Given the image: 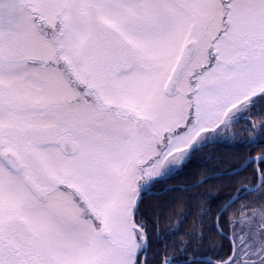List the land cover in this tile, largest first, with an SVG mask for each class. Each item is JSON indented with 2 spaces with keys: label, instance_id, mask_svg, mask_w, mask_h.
<instances>
[{
  "label": "snow or ice",
  "instance_id": "6c2138e0",
  "mask_svg": "<svg viewBox=\"0 0 264 264\" xmlns=\"http://www.w3.org/2000/svg\"><path fill=\"white\" fill-rule=\"evenodd\" d=\"M262 141L264 0H0V264H264ZM237 142L242 187L161 232L146 201Z\"/></svg>",
  "mask_w": 264,
  "mask_h": 264
},
{
  "label": "trees",
  "instance_id": "16d2710c",
  "mask_svg": "<svg viewBox=\"0 0 264 264\" xmlns=\"http://www.w3.org/2000/svg\"><path fill=\"white\" fill-rule=\"evenodd\" d=\"M241 127L244 126L241 122ZM261 146L264 147V141L261 142ZM260 148H245L242 143L237 142L230 145L223 143L209 144L196 158L190 163V165L184 170L183 174L173 177L166 182L167 186H182L185 184H191L194 180H199L201 177L213 172H222L221 175L212 176L211 178H205L206 183H203L198 188H189L188 193L182 191L162 193L159 196H152L147 201L152 209L158 212L160 216L159 229L161 232L175 230L179 234L191 233L194 230H199L200 215L197 212V205L204 203V197L199 196V193L211 192L215 195L216 191L220 187H224V192L221 194V198L232 194L233 189L242 187L238 184L239 176L226 175V171L239 166L244 158L248 154H257ZM251 169L240 172V176L250 175ZM204 179V180H205ZM165 185H158L156 190L163 188ZM187 195L188 199L181 203L180 197ZM247 200L255 201L256 194L248 195ZM244 201H241L243 203ZM215 202H213L214 204ZM260 202H257L259 204ZM210 206V205H205ZM239 204L234 208H239ZM211 220L205 217L203 220V229L205 237L211 236L213 242L219 243L223 240L222 236L216 234L213 229L209 233V225ZM170 239L177 242L181 239V235L173 234ZM225 245L227 241H224ZM207 245V240L205 241Z\"/></svg>",
  "mask_w": 264,
  "mask_h": 264
},
{
  "label": "water",
  "instance_id": "95a60500",
  "mask_svg": "<svg viewBox=\"0 0 264 264\" xmlns=\"http://www.w3.org/2000/svg\"><path fill=\"white\" fill-rule=\"evenodd\" d=\"M234 169H236V168H234ZM234 169L227 171V173L232 172ZM219 174H221V173L217 172V173H212L211 175H208V176L219 175ZM204 178L205 177L201 178L200 180H203Z\"/></svg>",
  "mask_w": 264,
  "mask_h": 264
}]
</instances>
